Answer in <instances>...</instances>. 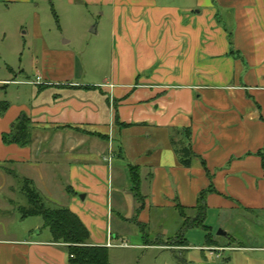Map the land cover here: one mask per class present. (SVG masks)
I'll return each mask as SVG.
<instances>
[{
	"label": "crops",
	"instance_id": "0c3cea01",
	"mask_svg": "<svg viewBox=\"0 0 264 264\" xmlns=\"http://www.w3.org/2000/svg\"><path fill=\"white\" fill-rule=\"evenodd\" d=\"M57 2L113 15L116 66L109 79L89 80L75 51L47 41L44 67L35 75L41 84L11 80L15 70L5 63L0 103L9 108L0 115V169L14 177L6 167L28 165L27 180L50 205L70 209L90 245L108 248L110 262V249H130L118 247L127 235L110 225L114 207L124 210L132 202L127 215L119 214L123 224L148 225L156 209L160 236L168 238L157 248L201 251L194 264L225 256L229 264H264V0ZM50 6L54 1L0 0V60L20 48L3 16L32 14L43 37L39 13ZM19 85L31 88H14ZM22 115L31 120V144L6 145L3 135ZM186 128L195 154L189 168L179 164L172 145L175 137L188 143L177 133ZM134 167L140 169L139 196L129 177ZM202 193L205 220L216 217L225 235H213L205 224L202 245L192 246L187 235L193 226L180 246L185 217L195 220ZM245 214L253 222L244 231L250 245L229 229ZM169 215L172 230L164 226ZM110 241L116 247H108ZM0 264H69V253L42 221L31 225L28 239H0Z\"/></svg>",
	"mask_w": 264,
	"mask_h": 264
},
{
	"label": "rangeland",
	"instance_id": "374dc122",
	"mask_svg": "<svg viewBox=\"0 0 264 264\" xmlns=\"http://www.w3.org/2000/svg\"><path fill=\"white\" fill-rule=\"evenodd\" d=\"M52 1H54L55 7H47L39 13L42 18L41 29L44 34L43 37H37L36 32L40 31V29L36 27L32 20V14L19 13L3 16L2 22L7 26L8 33H14L18 36L20 48L18 54L7 58V62L0 60V68L5 63H9L15 70V74L8 76H12L11 80L36 82L37 78H35V75L44 67L43 50L44 42L47 41L57 49L75 51L77 59L81 63V66L78 64V68L80 70L82 68L88 73L89 80L104 81V79H109L111 71L116 66L112 59V51L116 43V37L112 32L114 25L113 15L109 12L101 15L102 10L98 11L95 8L86 6L63 9L57 0ZM98 25H100V34L96 35L91 32V29ZM89 31L91 33H88ZM68 40L71 41L70 44L65 45V41ZM2 87L3 85L0 86V97L2 92H4ZM16 87L31 88L25 85L14 86V88ZM6 168L13 169L15 173L14 177H11L9 174L4 173L3 169H0V239H28L31 237V225L43 221L41 217L24 218L23 213L20 211L21 207H28V198L24 194V185L26 179H31V168L28 165ZM114 200L117 202L118 197H115ZM134 202L136 208L141 210L143 203L138 200ZM131 204H126L124 210L114 207L115 212L110 225L112 224L114 230L122 229L127 235L124 240L118 242V247L130 249H110L111 264H194L201 260V251H171L157 248L161 240L167 241L168 238L160 236L161 233L157 226L158 222L155 221L157 210L154 208L150 212V224L141 226L138 223L135 225L133 221L131 224H123L120 215H127ZM240 214L243 215V213ZM245 216L246 219L243 222H239L237 225L234 224L232 225L233 228L229 227V229L236 233L241 242L245 245H250V240L244 237V231L251 228L253 222L248 221L247 218H250L249 214H245ZM174 224V218L169 215V219L164 224L165 228L172 230ZM205 224L212 226L211 233L213 235H217L220 230L223 231L218 227L216 217L210 216L208 221L205 220ZM204 233L205 230L202 227L191 228L187 235L190 244L197 247L202 245ZM180 242H177L179 243L178 245L181 244ZM125 244L126 246H124ZM148 244L155 245L140 247ZM226 258L227 256L217 260L209 258V262L229 264ZM240 261L243 262V259Z\"/></svg>",
	"mask_w": 264,
	"mask_h": 264
},
{
	"label": "trees",
	"instance_id": "16d2710c",
	"mask_svg": "<svg viewBox=\"0 0 264 264\" xmlns=\"http://www.w3.org/2000/svg\"><path fill=\"white\" fill-rule=\"evenodd\" d=\"M8 108L9 104L7 102L0 103V115H4ZM177 133L182 134L183 138L188 140V143L177 140L175 137L172 139L173 148L178 155L179 164L189 168L195 156L190 143L191 128H186ZM3 142L6 145L29 146L31 144V120L26 115L20 116L13 125L11 132L3 135ZM129 177L135 194L139 196L141 186L140 169L138 167L130 168ZM24 194L28 198V207L20 208L23 217H41L43 219L44 228L50 230L54 242L67 246L69 264H110L108 248L90 245L88 230L70 209L59 206L52 208V205L43 198L34 184L27 179L25 180ZM196 210L197 215L194 221L185 217L183 232L180 236L182 238L181 244L184 240V233L188 228L193 226L202 227L205 231H209V227L205 225L207 213L205 193L201 194ZM180 211L183 213V208H180ZM208 237H210V234H208Z\"/></svg>",
	"mask_w": 264,
	"mask_h": 264
},
{
	"label": "built area",
	"instance_id": "2783aa9c",
	"mask_svg": "<svg viewBox=\"0 0 264 264\" xmlns=\"http://www.w3.org/2000/svg\"><path fill=\"white\" fill-rule=\"evenodd\" d=\"M41 78H38L37 80H36V82H31V84H34V85H36V84H41ZM108 247H116V245L112 242V241H110L109 243H108Z\"/></svg>",
	"mask_w": 264,
	"mask_h": 264
},
{
	"label": "water",
	"instance_id": "95a60500",
	"mask_svg": "<svg viewBox=\"0 0 264 264\" xmlns=\"http://www.w3.org/2000/svg\"><path fill=\"white\" fill-rule=\"evenodd\" d=\"M96 28H97V26L93 27L92 30H91V32H92V33H97ZM81 198L83 199L84 196H82ZM218 235H225V232H223V231L220 230V231L218 232Z\"/></svg>",
	"mask_w": 264,
	"mask_h": 264
}]
</instances>
